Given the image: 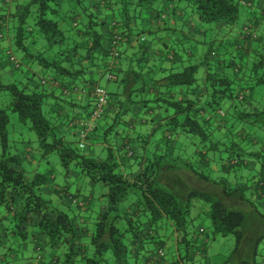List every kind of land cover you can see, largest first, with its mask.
<instances>
[{
    "label": "trees",
    "instance_id": "trees-1",
    "mask_svg": "<svg viewBox=\"0 0 264 264\" xmlns=\"http://www.w3.org/2000/svg\"><path fill=\"white\" fill-rule=\"evenodd\" d=\"M101 2L0 0V43L10 37L4 61L15 71L0 65V264H264V12L244 23L245 0ZM146 11L193 16L199 36L181 28L157 68L132 25ZM82 39L90 47L80 55ZM100 58L114 89L100 87L103 115L80 147L67 135L91 111L63 91ZM98 86L84 87L87 105ZM135 106L139 121L126 120ZM54 157L64 178L106 190L96 216L79 186L59 191L63 206L43 195L60 173Z\"/></svg>",
    "mask_w": 264,
    "mask_h": 264
},
{
    "label": "crops",
    "instance_id": "crops-1",
    "mask_svg": "<svg viewBox=\"0 0 264 264\" xmlns=\"http://www.w3.org/2000/svg\"><path fill=\"white\" fill-rule=\"evenodd\" d=\"M15 2H20L21 0H12ZM22 3L20 4V6L24 5L26 2H28V0H23L21 1ZM251 4L250 9H252V11L247 10L246 8H244L242 10V15H241V22L244 21V23H249L254 21L255 19L257 20V18L259 17V13H263L264 12V0H245L244 4L249 6V3ZM94 3H99L101 4L100 6L103 7V3L101 2V0H89V4L93 5ZM19 6V9H20ZM254 15V18H252V16ZM184 13L183 12H178L176 11L175 13H172L171 15H167L166 17H164L163 19L161 17H158L155 15V13L153 11H146L143 14V18H141L139 21H132V25H136L138 26V28L142 29L143 32L145 34H147L146 37V44L149 47L148 49V57H149V62L150 63H158L157 68H159L161 66L160 63H162L161 61V48L163 46V42H165L166 40H168L169 38L172 37H178L180 36V29L182 28L183 30L187 29V27H189V25H191L192 29L189 31H186V34L190 37H197L199 36V32H198V26L196 23L195 18H193V16L191 17V20H186L184 17ZM111 16L105 17L103 20H107V22L109 23L111 20ZM184 20V21H183ZM78 23V22H77ZM166 24V25H165ZM167 24H169V26H171L172 28H177L176 30H165ZM77 24H73L72 27L75 29ZM103 26V25H102ZM105 27V26H103ZM143 35V34H142ZM183 35V33H182ZM134 40V39H133ZM79 46L78 49L80 50V55H83L85 53V51L87 50V48L90 47V42L87 41L86 39H82L79 40ZM134 41H132L133 43ZM11 42H10V37H8V39L6 41L3 42L4 47L5 46H10ZM0 65L3 64L4 68L2 70L3 74H5L6 76H9L11 78L15 77V71L14 69L10 66V65H6L5 63V59H4V52H5V48H3L2 44L0 43ZM133 47V44H130ZM4 49V50H3ZM125 56L124 59L128 60L129 56L131 54L134 53L133 50L130 49H126L125 51ZM160 61V62H159ZM100 65L96 68V69H92L90 70L91 72H89V75L87 76V80H78L77 83H73V82H68L66 83L67 88L63 91V93L65 94V96L67 98L70 99H75V101L77 102V106L78 107H85V108H77L80 109L79 111H85V113H89L92 110L93 105H91L89 103V105H87L88 102V97L85 94H82V91L84 89V87H86L87 85L91 84L92 80L96 81V85H99L98 87H106V88H111L114 89V85L113 84H106V80L104 78L105 73H103V65H104V60H99ZM107 64V68L108 69H117L119 67V60L118 58L112 59L110 60L108 63L106 61ZM164 65V64H163ZM70 115V110H67L64 112V114ZM84 113V114H85ZM143 114V109L142 106H135L132 108V113L129 114L126 117V120L131 121L133 120V118L135 119V122L139 121L138 119L142 116ZM157 114V112L155 113V115ZM162 117L159 115L156 117L157 120H160ZM84 119H79L76 120L74 122V125H76V129H74V133L75 134H68L69 132L66 130V134H68L67 136H69L70 139H74V141L76 142H81L80 139V132L81 129L80 127V123L83 122ZM85 121V120H84ZM80 122V123H79ZM104 126V123L101 125V128ZM149 127V126H148ZM100 150L99 146L95 149V152H98ZM94 154V153H93ZM120 161H122L120 159ZM126 168V167H125ZM131 168V167H130ZM132 169L134 171H138V167L133 166ZM59 179L64 180L66 178H64L62 176V173L60 172L59 174H57ZM71 178V183L72 184H76L77 186H81L80 184V180H78L77 175L75 173H70L69 175ZM57 177V178H58ZM71 183H60L57 184V179L55 180L54 184H55V190H49L48 187H45L42 189V193L43 195H47L48 197L52 198L56 204L63 206L65 202L64 199L60 198L58 195L60 194L59 191H61L62 189H64V191H68L70 190V185H72ZM84 183V182H83ZM86 183V182H85ZM89 186H92V193L90 192V196L86 195V194H81L80 191L82 188H80L79 190V194L80 197L82 198V200L84 201H88L89 204L92 203L95 205H98L100 201H102V198H100V195L105 194L106 190L98 183H94V182H87ZM66 189V190H65ZM95 190H97V195H95ZM84 190V189H82ZM76 191V189H74V192ZM67 194V193H66ZM96 216V215H94ZM91 218H93V214L91 216ZM92 221V220H91ZM82 224V222H80ZM91 223V222H90ZM92 223L89 225L91 226Z\"/></svg>",
    "mask_w": 264,
    "mask_h": 264
},
{
    "label": "built area",
    "instance_id": "built-area-1",
    "mask_svg": "<svg viewBox=\"0 0 264 264\" xmlns=\"http://www.w3.org/2000/svg\"><path fill=\"white\" fill-rule=\"evenodd\" d=\"M85 92L82 91V94ZM94 104L90 113L88 120L81 122L79 125L82 127V131L80 132L81 144L80 147H83V140L85 139L86 133L92 131L96 122L100 120L103 115L104 106L107 101V93L100 87H96L93 92Z\"/></svg>",
    "mask_w": 264,
    "mask_h": 264
},
{
    "label": "rangeland",
    "instance_id": "rangeland-1",
    "mask_svg": "<svg viewBox=\"0 0 264 264\" xmlns=\"http://www.w3.org/2000/svg\"><path fill=\"white\" fill-rule=\"evenodd\" d=\"M21 1H23V0H21ZM19 2L20 4L22 3V2ZM243 9V8H242ZM3 44V43H2ZM3 48H5L6 49V51L7 50H9L11 47L10 46H3ZM13 53L15 54V56L17 57V58H22L21 57V53L20 52H18V51H13ZM25 62V61H24ZM24 66H25V63L23 64ZM22 66V65H21ZM11 122H12V119L13 120H15V116L14 115H11ZM52 160L54 161V170H56V173H58V172H60L61 171V166H60V164H59V160L56 158V157H54V158H52ZM88 179H85V180H80V184H81V186H79L80 188H82V189H84V190H82L81 189V194H86L87 196L89 195L90 196V192L92 193V189H93V187L92 186H89L88 185V181H87ZM71 183V178H66V179H64V180H61V179H59V177L57 178V184H59L60 185V183ZM83 182H86V183H83ZM72 184V183H71ZM77 184V183H76ZM76 184H72V185H70V190H69V192L70 193H74V189L76 188ZM186 184L187 185H189L190 183L189 182H187L186 181ZM94 191H95V195H97V190H95L94 189ZM46 198H48V196L47 195H44ZM99 204L98 205H95V206H93L92 208H93V211H92V214H93V216L95 215V212H97V211H99V210H101V206H102V203H100V202H98ZM254 221V219H248V224H251L252 222ZM258 225V221H256L255 220V224H254V228H255V225ZM233 246V242H230L229 243V245H228V247L229 248H231Z\"/></svg>",
    "mask_w": 264,
    "mask_h": 264
}]
</instances>
